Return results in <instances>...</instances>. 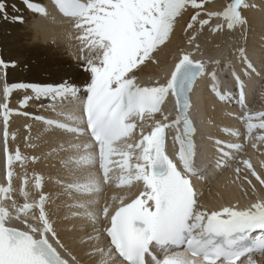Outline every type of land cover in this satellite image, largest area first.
<instances>
[{
	"label": "bare ground",
	"instance_id": "1",
	"mask_svg": "<svg viewBox=\"0 0 264 264\" xmlns=\"http://www.w3.org/2000/svg\"><path fill=\"white\" fill-rule=\"evenodd\" d=\"M178 1L176 7L165 8L159 18L163 24V44L146 54L142 65L137 63L138 57L134 58L123 68L124 77L134 85L169 89L170 74L182 56L203 63L204 71L190 94L191 110L196 102L203 105L201 116L206 115L212 126L204 128L212 139H202L206 147L203 153L212 155L213 140L234 139L246 150L250 167L243 163L232 166V162L229 167L233 169L226 167L222 163L228 161L215 153L217 167L211 166V172L204 170L202 175L208 179L216 170V177L201 189L200 203L209 200L214 204L221 198L243 205L253 192L263 194L260 182L264 183V145L256 142L254 135L243 144L235 122L236 105H218L205 92L210 72L226 62L233 65V70L223 67L224 73L244 78L250 88L264 80V0H243L235 18L229 12V0H220V4L209 0L210 4L199 10L187 6V0ZM0 5V66L4 68L5 85H18L9 94L7 110L3 109L4 113L10 111L3 127L9 132L7 146L13 174L5 186L6 202L17 216L30 220L34 226L39 224L37 214L22 208L34 209L39 205L57 244L76 263L120 264L101 237L100 216L125 201L135 187L116 189L114 185H102L96 172V150L84 136L80 110L76 107L89 78L103 66L109 48L89 28L77 27L75 21L60 17L48 0H0ZM138 26L140 30L148 29L145 23ZM23 84L31 88L21 90ZM38 86H58L57 92L62 93L58 105L48 102L47 94H56L38 92ZM260 92L262 103L255 102L258 110L264 108V90ZM252 96L248 91V101ZM22 102L25 107L20 109ZM68 102V107H62ZM167 113L177 115L170 91L161 113L144 115L138 129L146 131L153 123L161 124ZM41 118L71 127L74 132L48 126L38 121ZM227 129L234 133L227 134ZM131 139L135 135L120 141L117 147L132 154ZM15 154L22 157L21 161L13 159ZM223 171L226 173L220 175Z\"/></svg>",
	"mask_w": 264,
	"mask_h": 264
},
{
	"label": "water",
	"instance_id": "2",
	"mask_svg": "<svg viewBox=\"0 0 264 264\" xmlns=\"http://www.w3.org/2000/svg\"><path fill=\"white\" fill-rule=\"evenodd\" d=\"M202 70V66L194 64L186 58L177 65L171 79V86L176 97L178 110L184 116L189 104V95L194 86V82Z\"/></svg>",
	"mask_w": 264,
	"mask_h": 264
},
{
	"label": "rangeland",
	"instance_id": "3",
	"mask_svg": "<svg viewBox=\"0 0 264 264\" xmlns=\"http://www.w3.org/2000/svg\"><path fill=\"white\" fill-rule=\"evenodd\" d=\"M209 0H206L205 2H201L200 0H187V6H190L191 8H193L194 10L195 9H202V8H204L205 7V5L206 4H210V3H216V4H220L219 3V1L220 0H210L209 2H208ZM230 1H232V0H229L228 2L230 3ZM192 20V19H191ZM231 49H232V47H231ZM232 52H234V50L232 51ZM55 68H57V67H55ZM66 69H68V68H66ZM4 72V69L0 72L1 74ZM260 85H262V86H260ZM264 90V80L262 81V83L261 84H259V86H258V90H257V94H256V96H255V98H258L259 100H260V97L262 96L261 95V92L260 91H263ZM53 94H56V95H54V96H51V94H47L48 95V100H46V101H48V102H50V101H54V103L56 104V105H58V99L59 98H57V97H59V93L58 92H53ZM263 96H264V94H263ZM263 98V97H262ZM264 99V98H263ZM250 100H253L252 98L250 99ZM256 101V100H255ZM254 101V102H255ZM259 102V101H258ZM260 104L262 103V101L260 100V102H259ZM258 106V105H257ZM28 129V128H27ZM25 130H26V128H25ZM263 144V143H262ZM244 156L245 157H242V159H243V161H241L240 163H243V164H245V166L246 167H250L249 166V164H248V161H247V158H246V155L244 154ZM237 164V163H236ZM232 169H233V167H232ZM235 169V168H234ZM238 171V170H237ZM243 196L245 197V194H243Z\"/></svg>",
	"mask_w": 264,
	"mask_h": 264
}]
</instances>
